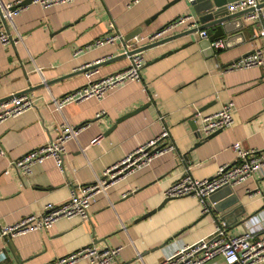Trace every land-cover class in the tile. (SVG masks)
Returning a JSON list of instances; mask_svg holds the SVG:
<instances>
[{"label":"crops","instance_id":"1","mask_svg":"<svg viewBox=\"0 0 264 264\" xmlns=\"http://www.w3.org/2000/svg\"><path fill=\"white\" fill-rule=\"evenodd\" d=\"M11 1L0 0L7 28L0 22V29L16 38L13 43H0V99L29 88L34 100L30 108L0 119V228L41 213L47 204L62 203L70 186L93 183L105 169L157 139L163 127L168 136L158 145H172V149L156 154L97 193L88 207V221L63 218L44 231L0 237V264H45L87 245L119 248L110 264H159L209 235L217 222L204 215L197 199L184 196L165 201L162 194L188 165L194 179H204L212 177L219 166L232 163L235 155L230 145L234 142L245 149L264 148L261 68L223 69L264 43V35L253 36L264 20L241 16L242 26L230 31L225 40L219 38L222 46L213 53L201 49L197 32L143 50L141 81H129L100 99L90 97L56 108L51 97L85 83L84 72H71L122 52L118 41L83 50L86 43L113 31L125 35L139 28V34H149L181 14H190L194 20L189 2L74 0L47 7L30 3L6 12L3 5ZM166 50L172 51L158 57ZM127 63L126 56L102 63L94 76ZM43 81L48 84L41 85ZM227 101L233 103L232 125L194 146L198 140L187 120L193 119L198 129L201 116ZM138 106L143 108L115 122ZM58 125L82 127L65 143L64 173L50 158L33 165L28 177L8 167L10 161L53 137ZM255 188L264 194V173L231 188L237 202L227 210L236 206L242 210L236 218L239 223L226 227L229 234L256 231L264 225V219L257 217L260 196L247 192ZM204 264L224 262L216 256Z\"/></svg>","mask_w":264,"mask_h":264},{"label":"built area","instance_id":"2","mask_svg":"<svg viewBox=\"0 0 264 264\" xmlns=\"http://www.w3.org/2000/svg\"><path fill=\"white\" fill-rule=\"evenodd\" d=\"M20 1L8 2L3 5V9L6 12H11L8 8L12 5H18L14 9V11H18L30 3L47 7L55 4L70 3L74 0H30L29 3L22 5L19 4ZM135 1L131 0V2ZM186 1L189 2L191 0ZM256 2L257 0H232L224 3V8L227 12H234L251 6L254 7ZM242 16L244 20H256L260 17V11L254 8L246 11ZM193 22L194 20L190 14H181L152 33L134 34L127 40L123 39V34L119 31H113L95 37L83 46V50L118 41L122 47V52H126L161 38L164 34L180 26L184 28L192 26L194 25ZM197 33L200 37H206L204 29L199 30ZM256 35H264V23L254 31L253 36ZM8 42H16V38L0 29V43L5 44ZM210 45L215 48H221L222 41L221 39H216L211 41ZM78 51H75L74 54ZM126 57L128 58L127 65L109 74L94 76L97 73L96 67L84 71L86 79L84 84L65 92L59 97H51V102L56 108H60L64 104L80 102L90 97L100 99L109 91L129 81H141L140 70L144 64L143 51H133L126 54ZM94 63L96 62L87 63L81 67ZM254 66L261 68L264 78V43L224 66L223 69L231 70ZM43 83L45 82L43 81ZM33 100L34 94L31 91L12 94L1 100L0 119L17 115L23 110L30 108L33 106ZM101 113L102 111L96 112L95 117L100 116ZM232 122L233 103L227 101L222 103L215 112L201 116V124L197 131L201 137H206L218 130L228 128L232 125ZM81 128V126L58 125L53 137L47 139L42 145L10 161L8 167L21 177H28L31 174L33 165L50 158L54 161L58 171L64 173L62 159L65 154V143L73 138ZM167 136V129L163 127L157 139L147 143L145 146L138 147L120 162L105 169L102 177L97 178L93 183L70 186L69 195L62 203L47 204L43 207L41 213L27 216L14 225L0 228V237H12L30 231H44L51 227L55 221L63 218L78 217L83 221H88V207L94 196L127 172L149 162L156 154L172 149V145L168 144L159 147L155 145L156 141L166 139ZM230 149L235 155L232 163L219 166L212 177L204 179H194L189 173L190 165H188L186 166V172L163 191V197L191 196L197 199L198 203L202 205L203 213H206L208 208L205 206V199L210 194L223 187L233 188L249 178L264 173V148L245 149L239 142H234L230 145ZM4 173H8V170H5ZM247 192H249L248 196H260L262 205L257 217L264 219V194L260 193L257 188L251 192L247 190ZM118 251L119 248L98 249L93 245H87L45 264H74L81 260H85L87 264H110L115 260ZM216 256L222 257L224 264H264V225H261L256 231L248 229L239 234L231 235L227 232V228L222 222H217L209 235L175 251L159 264H204Z\"/></svg>","mask_w":264,"mask_h":264},{"label":"water","instance_id":"3","mask_svg":"<svg viewBox=\"0 0 264 264\" xmlns=\"http://www.w3.org/2000/svg\"><path fill=\"white\" fill-rule=\"evenodd\" d=\"M173 1H176V0H173ZM229 1H232V0H191V1H189V5H190V9H191V11L195 17L194 22H193L194 25L183 28L182 30L174 32L168 36L158 38L152 42L142 44L136 48H133L131 50H127L126 52H121L120 54H113L111 56H107L103 60H100L99 62H96V63L91 64V65L86 66V67L77 68L74 70V72H71V74H74L76 72L77 73L78 72H84V71L91 69L93 67H97L98 65H100L102 63L112 61V60L117 59L119 57H124V56H126V54H129L133 51H136V50H142L143 51V50H146L148 48H151V47L157 46L159 44H162L164 42H167L169 40L175 39L179 36L192 35L201 29H204L206 32V37H200L199 36L198 44L200 45L201 49L206 50L210 53H213L214 51H219L220 48H215V47L211 46L210 42L213 40L219 39V38H221V39L223 38V40H225L224 37H227V34L230 31L241 27L242 24H241L240 17L246 11L253 10L254 8H257L260 11L259 19L264 20V0H257L254 7L251 6V7H248V8L242 9V10H238V11H234V12H227L224 8V3L229 2ZM29 2H30V0H21L19 2V4L22 5V4H26ZM172 2H169V3H172ZM17 6L18 5H12L8 9H9V11L13 12L15 7H17ZM5 20H6V18L3 14V11L0 8V22H1V25L3 26V28L7 29L6 24H5ZM139 31H140L139 28L134 29V30L128 32L127 34L123 35V39L127 40L132 35L138 34ZM227 47L228 46H224V48H227ZM171 51L172 50H166V51L160 53L158 57H162L163 55H165ZM250 51L245 52L241 56L249 53ZM158 57H156V58H158ZM71 74H66V75H71ZM61 77H63V76H61ZM47 84L48 83L45 82L44 84L42 83L41 85L44 86ZM28 90H29V88H27L26 90H23V92L28 91ZM6 98L7 97L2 98V99H0V101L3 99H6ZM141 108H143V106H138V107L134 108L133 110L126 112L125 114L117 117L115 119V122H118V121L124 119L125 117L137 112ZM187 122H188L190 129L192 131H194V136L198 140L194 146L199 145L202 142L212 138L213 136L217 135L221 131V130H218V131H216V132H214V133H212L206 137H201L199 132L197 131L196 125L194 124V120L188 119ZM112 127H113V125H112ZM159 142H160L159 140L156 141L155 145H158ZM160 146H162V145H160ZM158 147H159V145H158ZM168 199H171V198H165L164 200L167 201ZM236 202H237V197L234 193H232L231 188H229V187L220 188L219 190L210 194L205 199V206L208 208V210L206 213H204V215L209 214L212 217V219H214L216 222H222L225 225V227H227L229 224L235 225V224L239 223V221H237L236 218L239 216V214H240L239 211L242 210V207L236 206L233 209H229V210H227V209L230 208L232 205L236 204ZM162 204L163 203H160L156 209H159L162 206ZM156 209H154V210H156ZM225 210H227V211H225ZM152 213H153V211L147 212V213L143 214L140 217V219L147 218ZM230 220H232V221H230Z\"/></svg>","mask_w":264,"mask_h":264}]
</instances>
